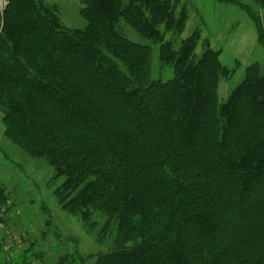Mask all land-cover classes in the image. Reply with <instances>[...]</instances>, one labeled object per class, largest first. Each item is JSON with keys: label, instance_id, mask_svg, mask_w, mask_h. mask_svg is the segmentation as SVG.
<instances>
[{"label": "trees", "instance_id": "1", "mask_svg": "<svg viewBox=\"0 0 264 264\" xmlns=\"http://www.w3.org/2000/svg\"><path fill=\"white\" fill-rule=\"evenodd\" d=\"M82 2L86 30L38 0L0 7V106L7 133L109 165L62 183L70 209L118 216L97 264H264V71L249 67L220 101L229 70L212 49L197 59L192 38L163 46L175 76L154 79L150 47L120 25L162 39L185 19L177 0Z\"/></svg>", "mask_w": 264, "mask_h": 264}, {"label": "rangeland", "instance_id": "2", "mask_svg": "<svg viewBox=\"0 0 264 264\" xmlns=\"http://www.w3.org/2000/svg\"><path fill=\"white\" fill-rule=\"evenodd\" d=\"M131 0H123L124 4ZM141 1V0H140ZM53 12L64 28L86 30L82 0H38ZM176 2V0H172ZM7 0H0L4 12ZM182 24L161 25L162 39L143 37L126 22L121 31L134 41L150 47L149 74L154 79L175 76V60L162 57L169 45L177 52L195 39L194 53L200 58L208 49L218 52L228 75L220 80L217 95L225 101L247 75L249 67L264 71V5L257 0H177ZM254 17V18H253ZM0 106V264H97L99 253L116 244L119 219L93 208L88 214L66 206L63 189L69 177L106 169L109 165L91 157L61 158L35 148L18 136L7 133ZM91 178V174H86ZM64 192V193H63ZM67 192V193H66ZM63 193V194H62Z\"/></svg>", "mask_w": 264, "mask_h": 264}]
</instances>
